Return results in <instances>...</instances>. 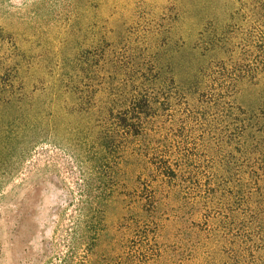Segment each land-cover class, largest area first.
I'll return each instance as SVG.
<instances>
[{
  "label": "rangeland",
  "instance_id": "rangeland-1",
  "mask_svg": "<svg viewBox=\"0 0 264 264\" xmlns=\"http://www.w3.org/2000/svg\"><path fill=\"white\" fill-rule=\"evenodd\" d=\"M0 31L15 45L17 85L26 90L23 120L10 108L0 121V264H39L47 242L72 226L78 185L99 183L97 116L76 111L90 105L98 81H107L118 106L138 89L139 71H156L160 56L166 73L230 57L250 65L257 51L264 66V0H0ZM263 89L264 77L241 105H260ZM116 163L98 256L133 250L138 264H188L189 232L170 227L149 251L128 232L149 210L138 205V160L118 154Z\"/></svg>",
  "mask_w": 264,
  "mask_h": 264
},
{
  "label": "trees",
  "instance_id": "trees-1",
  "mask_svg": "<svg viewBox=\"0 0 264 264\" xmlns=\"http://www.w3.org/2000/svg\"><path fill=\"white\" fill-rule=\"evenodd\" d=\"M0 34V121L10 108L21 120V63L15 45ZM258 52L250 65L230 57L167 73L160 56L155 72H138V89L119 107L107 81H98L90 105L76 111L97 116L93 148L103 175L96 185H78L72 226L63 239L47 242L39 264H138L137 251L105 257L96 251L104 208L117 190L118 154L138 160V205L149 212L141 210L128 232L142 237L144 251L173 227L189 232L188 264H264V101L249 108L240 103L264 77ZM12 126L1 131L4 145ZM28 150L17 157L21 163Z\"/></svg>",
  "mask_w": 264,
  "mask_h": 264
}]
</instances>
